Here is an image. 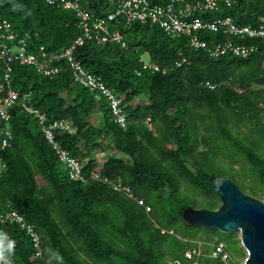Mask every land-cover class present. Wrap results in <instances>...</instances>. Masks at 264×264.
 <instances>
[{
  "label": "trees",
  "instance_id": "1",
  "mask_svg": "<svg viewBox=\"0 0 264 264\" xmlns=\"http://www.w3.org/2000/svg\"><path fill=\"white\" fill-rule=\"evenodd\" d=\"M82 6L99 17L112 9L106 0H82ZM215 16H229L238 26L264 25V0H232L229 9L208 14ZM1 19L15 32L29 33L31 49L42 46L47 53L70 46L79 35L74 15L44 0H0ZM119 30L125 48L84 42L73 55L121 99L125 127L114 122L104 97L96 100L73 82L65 61L56 64L59 73L51 78L12 65L14 91L28 93L30 105L49 121L72 124L74 134L55 132L54 139L82 162L87 179L85 184L69 180L36 122L19 103L8 109V122L0 119V130L6 126L11 134L9 146L0 148L6 164L0 208L23 215L42 241L37 259L23 231L0 225L15 244L12 264H190L194 261L185 253L199 243L204 254L223 243L239 259L244 251L237 233L185 226L181 213L188 207L217 209L213 183L218 177L253 197L263 192L264 41L203 33L209 43L230 39L256 48L245 58H212L191 48L186 37H169L150 23ZM141 57L160 71L142 70ZM134 98L141 101L133 104ZM1 139L0 134V146ZM94 172L104 180L92 179ZM117 183L128 186L150 211L114 191Z\"/></svg>",
  "mask_w": 264,
  "mask_h": 264
},
{
  "label": "built area",
  "instance_id": "2",
  "mask_svg": "<svg viewBox=\"0 0 264 264\" xmlns=\"http://www.w3.org/2000/svg\"><path fill=\"white\" fill-rule=\"evenodd\" d=\"M45 1L48 6L70 11L76 19L79 35L70 46L53 53H47L42 46H34V49H31V35L29 33L15 32L7 20H0V119L5 125L9 120L8 109L19 103L21 111L36 122L40 132L55 152L68 179L84 184L87 179L82 174V162L70 155L67 150L62 149L54 139L55 132L74 134L75 130L72 124L67 120L49 121L46 113L30 105L28 93L19 94L11 88L13 64L31 67L40 76L51 78L59 73V67L56 64L65 61L69 65L73 82L87 89L96 100L104 97L109 103L114 122L125 127L126 119L121 107V99L104 85L99 76L87 72L81 63L74 58V49L84 42L119 43L122 48H125L126 45L119 28L122 25L132 23H150L158 26L169 37H186L191 48L203 50L212 58L228 54L245 58L253 53L256 48L254 46L248 47L239 42L235 43L230 39L209 43L201 36L203 33H223L235 39L258 38L264 41L263 24L257 27L238 26L229 16L208 17V14L219 13L223 8L229 9L232 0H163L161 4L150 3L148 0H106L112 9L103 17H99L84 8L82 0ZM202 14L207 15L206 19L202 17ZM139 63L142 70H150L154 73L160 71L158 65L143 57L139 59ZM179 65L180 63H177V66ZM205 85L208 88L214 87L209 83H205ZM145 124L151 130L149 119H146ZM0 134L2 135L0 148L4 150L9 146L11 134L6 126H2ZM5 170L6 164L0 157V177ZM91 178L104 180L99 173L95 172ZM113 190L136 201L146 212L150 211L143 200L132 195L128 186L117 183L113 185ZM5 224L15 225L23 231L31 243L34 257L42 258L41 237L35 227L23 215L10 208L5 210L0 208V225ZM200 256L199 249H192L185 253V257L193 259L195 264H197L196 261ZM207 256L212 259L218 258L224 263L231 259L225 251L223 243L212 245ZM172 264L180 263L174 261Z\"/></svg>",
  "mask_w": 264,
  "mask_h": 264
},
{
  "label": "water",
  "instance_id": "3",
  "mask_svg": "<svg viewBox=\"0 0 264 264\" xmlns=\"http://www.w3.org/2000/svg\"><path fill=\"white\" fill-rule=\"evenodd\" d=\"M213 186L219 207L215 210L188 207L181 213V222L222 234L237 233L246 253L243 264H264V203L241 191L226 177H218Z\"/></svg>",
  "mask_w": 264,
  "mask_h": 264
},
{
  "label": "rangeland",
  "instance_id": "4",
  "mask_svg": "<svg viewBox=\"0 0 264 264\" xmlns=\"http://www.w3.org/2000/svg\"><path fill=\"white\" fill-rule=\"evenodd\" d=\"M141 101V99L140 98H134L133 99V104H137V103H139ZM151 128H152V125H151ZM239 187V186H238ZM239 189L241 190V191H243L244 193H246V194H248V192L247 191H244L243 189H241L240 187H239ZM258 197H255V198H257V199H259V200H261L263 203H264V191L263 192H258ZM214 236H217V235H214ZM236 240H238V234H236V238H235ZM202 244V243H201ZM239 246L242 248V246H241V244H240V242H239ZM211 249V248H210ZM210 249H208V247L206 248V252L208 253V252H210ZM243 249V248H242ZM243 251H244V254H243V256L242 257H240L239 259H237V260H235V258H233V257H231V259H230V261L229 262H227V263H224V262H222V261H220L218 258L217 259H212V258H209V257H207V253H206V255H201L199 258H198V263L197 264H217L218 262V260L220 261V262H222V264H243V261H244V259H245V257H246V253H245V250L243 249ZM193 262V261H192ZM190 264H192V263H190Z\"/></svg>",
  "mask_w": 264,
  "mask_h": 264
},
{
  "label": "clouds",
  "instance_id": "5",
  "mask_svg": "<svg viewBox=\"0 0 264 264\" xmlns=\"http://www.w3.org/2000/svg\"><path fill=\"white\" fill-rule=\"evenodd\" d=\"M44 2L48 6L45 0ZM13 253L14 241L8 240L6 234L0 232V264H12L11 256Z\"/></svg>",
  "mask_w": 264,
  "mask_h": 264
},
{
  "label": "crops",
  "instance_id": "6",
  "mask_svg": "<svg viewBox=\"0 0 264 264\" xmlns=\"http://www.w3.org/2000/svg\"><path fill=\"white\" fill-rule=\"evenodd\" d=\"M204 243H199V246H198V248H196V249H199L200 250V252H201V255H206V254H204L202 251H201V246L203 245ZM207 255H208V253H207ZM208 257V256H207ZM196 263H198V260L196 261ZM192 264H195V262H193Z\"/></svg>",
  "mask_w": 264,
  "mask_h": 264
}]
</instances>
